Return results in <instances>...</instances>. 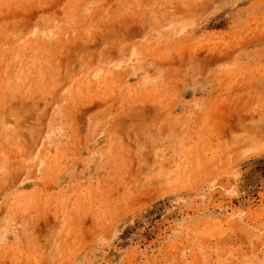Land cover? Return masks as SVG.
<instances>
[{
  "label": "rangeland",
  "instance_id": "rangeland-1",
  "mask_svg": "<svg viewBox=\"0 0 264 264\" xmlns=\"http://www.w3.org/2000/svg\"><path fill=\"white\" fill-rule=\"evenodd\" d=\"M0 264H264V0H0Z\"/></svg>",
  "mask_w": 264,
  "mask_h": 264
}]
</instances>
